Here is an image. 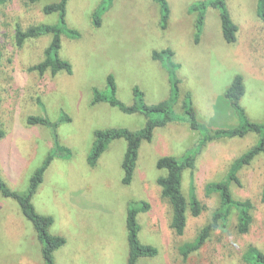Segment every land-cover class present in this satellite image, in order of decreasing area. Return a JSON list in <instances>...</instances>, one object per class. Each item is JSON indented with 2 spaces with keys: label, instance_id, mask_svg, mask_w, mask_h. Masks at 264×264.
I'll return each mask as SVG.
<instances>
[{
  "label": "rangeland",
  "instance_id": "obj_1",
  "mask_svg": "<svg viewBox=\"0 0 264 264\" xmlns=\"http://www.w3.org/2000/svg\"><path fill=\"white\" fill-rule=\"evenodd\" d=\"M102 0H67L65 20L76 38L61 36L59 56L71 72L40 74L29 68L44 58L51 36L26 38L18 45L15 30L55 24L57 13L42 8L61 0H5L0 3V177L7 186L24 193L33 172L54 145V128L30 125L28 116H45L56 124L57 142L70 150L67 158L55 156L44 171L31 202L42 215L51 216L50 233L65 243L53 253L54 264H127L126 216L133 203L147 202L137 214L138 238L157 249L154 256L139 257L136 264H247L242 254L249 245L264 253V156L258 154L238 171L230 183L236 199L252 202L249 230L238 233L235 212L224 226L212 229L197 251L183 256L181 247L193 240L211 221L219 205L217 193L206 184L226 179L232 161L257 142V135L217 138L197 146L201 134L190 128L183 110L190 92L196 119L207 128L230 127L238 118L224 98L236 75L243 79L240 104L246 116L264 123V20L256 13L257 0H225L236 39L224 40L218 10L207 7L202 33L195 41L196 14L189 10L199 0H167V27L159 26V7L153 0H111L94 26L92 14ZM170 47L179 64V96L174 110L179 118L156 127L150 141H142L130 184L122 183L124 139L110 142L94 166L87 162L97 129L138 130L146 123L142 113H125L107 102L92 103L93 89L109 93L107 76L113 75L115 95L126 105L135 101L133 88L143 92L146 104L170 95L168 72L152 58L154 50ZM67 118V119H64ZM194 154L193 169L182 172V192L190 188L202 205L198 216L187 211L182 235L170 227V205L156 179L166 171L157 160ZM42 243L18 203L0 193V264H43Z\"/></svg>",
  "mask_w": 264,
  "mask_h": 264
},
{
  "label": "trees",
  "instance_id": "obj_2",
  "mask_svg": "<svg viewBox=\"0 0 264 264\" xmlns=\"http://www.w3.org/2000/svg\"><path fill=\"white\" fill-rule=\"evenodd\" d=\"M5 0H0L3 3ZM36 2L38 0H28ZM67 0H61L60 3H48L43 6L44 13H57L59 21L55 24H39L21 30L19 27L15 30L16 43L22 44L26 38L36 37L43 34L51 36L48 46L44 50V58L39 63L31 66L30 70H36L40 74L49 70L52 74L61 71L71 72V64L59 56L61 47V36L76 38L77 31L68 27L66 16ZM111 0H102L99 6L92 14V22L98 27L101 24V15L108 8ZM159 7V26L162 29L167 27L170 6L167 0H153ZM207 7H213L218 10L221 32L224 40L232 43L236 39L237 25L233 22L226 6L225 0H199L192 3L189 7L191 12L196 14L195 18V41L199 40L202 33L205 10ZM256 13L261 20H264V0H257ZM173 51L170 47L154 50L152 58L158 60L165 68L169 75L171 83V92L168 98L154 104H146L143 101V92L138 88H133L135 101L131 105H126L120 101L115 95V80L113 75L107 76V86L109 93L93 89L92 103L107 102L109 105L118 108L125 113L139 112L146 116L145 125L138 130H129L124 127L97 129L94 132V141L91 151L88 155L87 162L89 166H94L101 154L106 150L111 141L115 139H124L126 141V150L122 159L121 167L123 170L122 183L128 185L131 183L134 170L138 158V150L142 141H150L156 127H161L169 122L178 120L174 105L179 96V79L176 77V70L179 64L173 60ZM243 79L240 75H236L224 92V98L232 108L234 114L238 118V123L230 127H219L209 129L200 123L195 117V111L191 102L190 92H186L183 102L184 113L187 114V122L191 129L199 131L200 139L197 146L205 144L207 141L217 138H233L243 137L247 133L257 135V142L246 150L243 154L235 158L227 172L226 179L221 181H210L206 184L205 190L207 194L217 193L219 196V205L213 211L211 221L204 227L198 235L191 241L185 242L180 251L183 256L197 251L206 242L212 229L224 226L227 222L231 211L235 212L236 229L238 233H245L249 230L252 215V202L249 199H236L230 190V183L238 181L239 169L249 164L255 156L262 154L264 156V123L251 121L245 114L244 108L240 104V98L244 94ZM67 119V118H64ZM26 122L30 125L40 124L52 126L54 128V145L47 154L42 164L33 172L29 186L24 193H19L7 186L5 181L0 177V193L4 197L15 200L23 215L31 222L38 240L42 243L41 254L43 264H54L53 253L56 249L65 243V239L61 235L50 233L49 228L53 223L51 216L39 214L32 202L31 198L35 193L38 185L43 180L44 171L47 169L55 156L67 158L70 156V150L57 142L56 124H52L45 116L27 117ZM4 136V130L0 127V138ZM159 169H164L166 173L159 176L156 181L160 186L162 197H164L170 205V227L178 234L182 235L187 225V211L192 216H198L202 211V205L198 200L194 188L191 187L188 199L182 192V172L185 169H193L195 165L194 154L187 153L181 158L174 156H163L156 163ZM261 201L264 203V186L261 192ZM127 212L126 228L128 240V257L127 264H136L139 257L154 256L157 249L153 245L143 244L138 238L139 224L137 222V214L147 211L149 204L147 202L133 203ZM243 262L247 264H264V253L254 245H249L242 254Z\"/></svg>",
  "mask_w": 264,
  "mask_h": 264
}]
</instances>
